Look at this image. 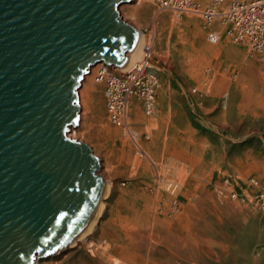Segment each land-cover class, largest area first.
Returning <instances> with one entry per match:
<instances>
[{
	"label": "rangeland",
	"instance_id": "rangeland-1",
	"mask_svg": "<svg viewBox=\"0 0 264 264\" xmlns=\"http://www.w3.org/2000/svg\"><path fill=\"white\" fill-rule=\"evenodd\" d=\"M122 7L139 32L152 28L142 35L152 43L144 58L160 83L158 114L137 109L128 131L112 125L95 69L75 136L111 185L107 209L93 245L80 241L35 264H160L166 255L164 264H264V203L252 182L264 180V55L225 36L214 44L197 16L152 0ZM164 179L177 189V215L163 213Z\"/></svg>",
	"mask_w": 264,
	"mask_h": 264
},
{
	"label": "water",
	"instance_id": "water-1",
	"mask_svg": "<svg viewBox=\"0 0 264 264\" xmlns=\"http://www.w3.org/2000/svg\"><path fill=\"white\" fill-rule=\"evenodd\" d=\"M129 1L0 0V264L50 256L92 212L100 160L69 135L91 68L134 46Z\"/></svg>",
	"mask_w": 264,
	"mask_h": 264
},
{
	"label": "bare ground",
	"instance_id": "bare-ground-1",
	"mask_svg": "<svg viewBox=\"0 0 264 264\" xmlns=\"http://www.w3.org/2000/svg\"><path fill=\"white\" fill-rule=\"evenodd\" d=\"M130 1L128 3H130ZM152 1L154 3V6L157 9H159V10H169V11L174 12L175 14L184 15V14H181L179 11H176V9L174 10V9L170 8L169 4H164V1H159V2H157L155 0H152ZM215 1L216 0H192L193 5L190 4L192 6H191V8H189L187 10L188 12H186V14H192L194 16H197L202 22V28L203 29H207L206 28V26H207V22L206 21H209V18L205 14L208 13V12L212 13L213 11L217 10L216 7L214 6L215 5V3H214ZM227 1H228V3L226 4ZM232 1L233 0H226L224 2V4H226V5L223 4V9L227 10L228 4H229V8H230V5H231ZM240 1L250 2L251 0H240ZM128 3H126V5ZM197 4L199 5V7L197 6ZM124 6H125V4H124ZM195 7L196 8L198 7V9H196ZM122 9H123V7L120 10H122ZM229 11H230V9H229ZM218 18H219V16H218ZM144 29L145 28L142 27L140 29L141 32L138 31L139 29L138 30L136 29L137 30V32H136L137 35H136V38H135L134 46H133V48L131 50H129L125 54V57L127 58V60H126V62H125V64L123 66L119 67V66H116V65H113V64L100 62V63L96 64L94 67L91 68V72L85 77V79L83 81V84H82V87L79 90L80 104H81V117H80V121H79L78 126H73L71 128L70 135H69L71 138L77 139V137L75 136L76 130L82 124L83 111L85 110L84 109V103H85L84 102L85 101L84 100V96H85L84 88H85V85H86V81H88V79L94 73L96 68H97V71L95 72L94 78H95V81L98 84L102 85L106 111L108 110L107 109V105H106V95H105V92L107 93V86H105V80L97 81V72L99 73V71H101L100 70L101 67L102 68L104 67L103 69L106 70V68L108 66H111V68H110L111 70L115 69L116 71H114V72L119 73V74H121L123 76H124V74H130V77H132V74H135V73H137L138 75L141 73L142 76H145V74H146L145 68H147L151 64V58L149 56L144 58L145 57V51L148 52V53L151 52L152 43H151V39L148 40L147 41V45L145 47L144 38H143L144 35H142V33L145 34L146 36H150L151 34L150 33H149L150 35L146 34L144 32ZM234 44L235 45H239V46H243V47L247 48L251 52V48H249V46H247V45L237 44V43H234ZM140 58H144V60L142 62L137 63L140 60ZM109 73L110 72H103L104 75L107 74V75H105V77L109 76ZM147 76L149 77V74H147ZM139 81H140L139 82V86L142 87V84H144V82H142V79H140ZM131 82H132L131 78H130V80L123 79L121 81V83L119 81L118 84L119 83L120 84H119V86H117L115 88V91H117L119 94H123L125 92L123 90V88L126 85L131 84ZM139 96H141V95L139 94ZM137 98H131L130 101H129V97L127 98L126 104L124 105V108L127 109V110L126 111H120L117 119L115 120V124L112 123V115L116 114V111L120 108V106H119V104H117L116 106H113V111H112V113H110L111 115L108 114V112H107V117H108V120L110 121V123L112 125H114L115 127H117V128H120L122 130L128 131L129 128L131 127V123H132V122H130V120L132 119V117H133L135 111H137V109L141 110L142 113L144 114V116H146V117H155V116H157L159 108H158V103H157V100H156L157 92H155V90H152L151 94L147 95L146 105H145L144 101H142V99H141L142 97H140L138 99ZM169 183L170 182H168L167 179H164L162 181L163 187L165 189H167L169 192H171V195H168V198L164 202L163 213L166 214V212L167 213L169 212V213H171L173 215H177L176 213H177L178 207H177V203H176V198L174 197V195H172L174 193L175 194L177 193V189L173 188L174 186L172 188H170L171 186H169V185L171 183L170 184ZM110 193H111V185L106 183L105 180L103 179V184H100V192L98 194V197L96 198V201L94 203L92 212L90 213L88 219L84 222V224L77 231V233H75L73 235V237L63 247H66V246L75 247V246H77V244L80 241H86V240L89 243V245L90 244L93 245L92 241L89 242V236L91 234H94L95 232H97V230L99 228V225H100V223H101V221L103 219V216H104V214L106 212V209H107V205H108L107 199H108ZM175 196L177 197V194ZM163 198H164L163 196H157L156 198H152V200L156 201V203H158L157 207H160ZM151 207L154 209V204H153V206L151 204ZM155 208H156V206H155ZM103 250L105 251V249H103ZM100 251H101V249H100ZM98 253H100V252H98ZM105 256H108V254L105 255ZM166 256L163 257V258L160 257L161 259H163L162 262H161V260L159 261L160 264H164V262H165L164 259H166ZM113 264H127V263L123 262L122 260H120L118 258H114Z\"/></svg>",
	"mask_w": 264,
	"mask_h": 264
},
{
	"label": "built area",
	"instance_id": "built-area-1",
	"mask_svg": "<svg viewBox=\"0 0 264 264\" xmlns=\"http://www.w3.org/2000/svg\"><path fill=\"white\" fill-rule=\"evenodd\" d=\"M157 2L164 1V4H169L170 8L176 9L181 14H186L187 10L193 5L192 0H155ZM226 0H216L215 7L216 11L208 12L205 15L209 18L206 28H209L210 41L214 44H218L222 41L223 36L228 38L231 43L243 44L251 48L252 56L260 57L264 55V0H251L250 2L233 0L231 2L230 8L228 4L227 10L223 9V4ZM240 1V2H239ZM192 4V5H190ZM199 7V5L197 4ZM198 7L196 9H198ZM230 9V11H229ZM218 16L221 18L219 19ZM215 23V27L212 26ZM152 28H145L144 32L146 34H151ZM149 34V35H150ZM151 65L147 68L149 69ZM104 68V67H103ZM101 67V71L97 72V81L105 80V86H107L106 95V105L108 114L112 113L113 106L119 104L120 108L116 111V114L112 115V123L115 124L120 111H126L124 108L127 98L129 101L131 98H140L144 101L146 105L147 95L151 94L152 90L158 92L160 88L159 80L153 74H150L148 69L145 68L146 74L142 76L140 73L124 74L121 75L116 73L115 69H110L111 66H108L106 70ZM103 69V70H102ZM108 70V71H107ZM103 72H110L109 76L105 77L107 74ZM149 74V77L147 76ZM132 79L131 84L126 85L123 90V94H119L115 91V88L119 86L123 79L130 80ZM142 79V87L139 86V80ZM120 83L118 84V82ZM128 86V87H127ZM197 89L194 90V92ZM139 94L141 96H139ZM137 98V99H138ZM111 115V114H110ZM252 182L255 185L261 187V200L264 203V180L259 181L253 179Z\"/></svg>",
	"mask_w": 264,
	"mask_h": 264
}]
</instances>
